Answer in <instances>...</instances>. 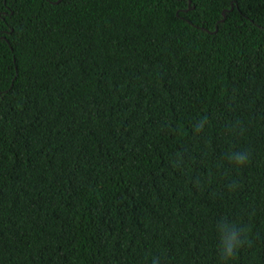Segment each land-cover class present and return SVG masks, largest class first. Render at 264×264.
Here are the masks:
<instances>
[{"label":"trees","instance_id":"16d2710c","mask_svg":"<svg viewBox=\"0 0 264 264\" xmlns=\"http://www.w3.org/2000/svg\"><path fill=\"white\" fill-rule=\"evenodd\" d=\"M0 264H264V0H0Z\"/></svg>","mask_w":264,"mask_h":264},{"label":"clouds","instance_id":"9594fccd","mask_svg":"<svg viewBox=\"0 0 264 264\" xmlns=\"http://www.w3.org/2000/svg\"><path fill=\"white\" fill-rule=\"evenodd\" d=\"M229 159L233 161L238 166L245 165L249 160V153L246 152H236L229 156ZM228 226V235L226 237L224 233L221 232V245L219 248L221 259L224 261L231 260L237 250L242 247L245 243L248 242L247 235H246V229L240 228L237 229L235 225H230L227 223Z\"/></svg>","mask_w":264,"mask_h":264},{"label":"water","instance_id":"95a60500","mask_svg":"<svg viewBox=\"0 0 264 264\" xmlns=\"http://www.w3.org/2000/svg\"><path fill=\"white\" fill-rule=\"evenodd\" d=\"M225 13V12H224Z\"/></svg>","mask_w":264,"mask_h":264}]
</instances>
